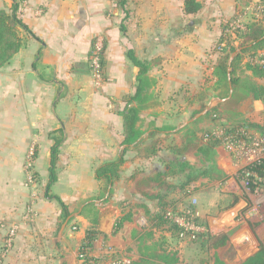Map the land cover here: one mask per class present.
Masks as SVG:
<instances>
[{
  "label": "crops",
  "instance_id": "crops-1",
  "mask_svg": "<svg viewBox=\"0 0 264 264\" xmlns=\"http://www.w3.org/2000/svg\"><path fill=\"white\" fill-rule=\"evenodd\" d=\"M16 1L17 17L30 33L20 30L23 46L0 68V264L137 261L146 236L160 233L171 239L150 222L162 211L159 196H164L166 211L182 212L186 208H179V201L190 202L187 212L205 221L211 235L226 232L231 213L243 203L219 207L226 190L242 198L235 188V160L220 147L212 148L223 177L213 203L205 205L199 187L210 188L217 179L201 177L182 190L183 174L175 166H203L193 148L178 151L189 134L204 141V132L221 123L206 116L223 102L216 97L215 76L223 54L215 47L233 22L252 21L264 0H196L200 8L192 14L185 13L184 0H125L123 8L117 0ZM11 5L12 0H0V10L9 12ZM97 47L95 69L89 61ZM129 55L148 66L137 127L145 136L154 129L166 133L148 139L140 152L127 150L118 178L104 195L95 171L121 156V112L137 106L128 99L136 91L140 68ZM244 64L236 71L252 76ZM253 80L264 86V74ZM248 99L263 120L264 101ZM56 140V180L48 187ZM154 140L157 151L145 158L142 150ZM242 222L234 232L239 247L261 240L259 231L257 239ZM88 232H93L91 241Z\"/></svg>",
  "mask_w": 264,
  "mask_h": 264
},
{
  "label": "trees",
  "instance_id": "trees-1",
  "mask_svg": "<svg viewBox=\"0 0 264 264\" xmlns=\"http://www.w3.org/2000/svg\"><path fill=\"white\" fill-rule=\"evenodd\" d=\"M117 4L119 7L123 8L125 5V0H117ZM184 11L186 14L196 13L200 6L196 2V0H184ZM19 9V3L16 0H12V5L9 12L4 10H0V68L5 66L10 59L16 54L19 49L23 46V39L20 36V30L25 31L26 33H30L27 27L22 24L21 20L17 17V12ZM225 38H222L215 47L217 51H219L223 56L218 62L215 69V76L218 79V92L216 97L223 102L219 103L215 108L211 109L206 113V116L218 113V109L222 108L226 105L232 104L234 101L236 102V89L239 87L243 96L241 99L246 97H251L255 101H264V86L258 85L256 82L250 81L249 79L241 80L239 76L236 75L237 65L240 63L242 56L244 54L253 55L257 51L264 50V22L256 23L255 21H249L245 25V31L237 34V40H240V44L238 47H234L230 45V36L226 34ZM223 44V45H222ZM222 45V46H221ZM228 50V51H227ZM238 50V51H237ZM232 55H234L232 57ZM133 64L140 68L139 75L137 77L138 85L136 87V91L132 97L128 99V104L130 102H135L136 107L127 106L122 112L121 116L123 118V142L122 146L124 147L121 151V156L116 162L107 163L95 171L96 179L103 182L102 190L104 195L107 193L109 186H112L113 182L118 178L119 172L121 170V166L124 162L123 155L127 150H135L141 151V147L146 143L148 139H153L157 134H165L166 129H154L148 136H145L143 132L137 127V123L139 121V104L145 98L144 94L148 89L146 83L145 74L147 73L148 66L144 63L138 61L132 55H129ZM249 69L252 71V76L259 77L263 76V71H261L257 67H250ZM230 86V87H229ZM231 90V92H230ZM230 97L228 98V96ZM215 118V117H214ZM245 121V120H244ZM240 123V125H244ZM189 137L186 140L183 148L179 150V154L183 153L188 148H193L197 154H199L202 158L203 166L197 168L195 166H190L187 163L176 164V171L179 174H183V178L178 182L180 189H185L191 182L196 181L197 179L204 178H213L219 179L223 177L221 171L217 169L213 162L212 157V148L216 145L215 141H199L195 135L189 134ZM60 144V140H56L54 146L51 149V161H50V180L48 183V187L53 184L56 180L55 173V164L58 156V147ZM157 146V140L152 141L149 145L145 146L142 150V155L145 158H149L155 154ZM264 169V164L259 168V172ZM172 173V170H169ZM160 176V175H159ZM111 192V190H110ZM103 195V197H104ZM110 193L107 198H102L101 202L105 203L109 199ZM159 205L162 209L161 213L152 216L150 222L153 223L154 227L160 228L164 231L169 232L171 238L175 239H185L188 237V233L182 231L179 226L170 220L167 217V204L164 201V196L157 197ZM234 202L227 206L226 209L233 208L240 200H245V198H239L238 196H233ZM60 203V202H59ZM60 207L62 209L63 216L67 215L66 207L60 203ZM191 210V208H187ZM187 209L182 212H177V214L185 219H191L190 213H187ZM191 212V211H189ZM176 213V212H175ZM194 218V217H193ZM194 221H197V218H194ZM164 224L166 226H164ZM164 226V227H163ZM168 227V228H167ZM200 235L196 240H192L191 242H195L202 240L204 243L209 244L210 250H216L227 242L226 233H219L216 235ZM93 232H88L87 240L91 241L93 238ZM204 239V241H203ZM190 241V240H189ZM89 242L87 243L88 246ZM175 261V260H174ZM144 258L140 257L137 261L130 262L128 264H145ZM215 264H225L218 258H215ZM241 264H264V244H260L258 250L247 259H245Z\"/></svg>",
  "mask_w": 264,
  "mask_h": 264
},
{
  "label": "rangeland",
  "instance_id": "rangeland-1",
  "mask_svg": "<svg viewBox=\"0 0 264 264\" xmlns=\"http://www.w3.org/2000/svg\"><path fill=\"white\" fill-rule=\"evenodd\" d=\"M237 34V32L236 34L234 33V36L232 34H229L230 45L234 47L241 43L240 40H237ZM248 56L251 55L249 53L244 54L242 56V59L240 60V63L244 62L246 68L250 70L249 66H252L249 64L250 62ZM89 62L91 65L93 63L92 59ZM236 75L239 76L241 80H245L246 78L253 82H255V80L253 79L257 77L248 76L245 74V71H236ZM236 94V102L234 101L232 104L220 108L218 113L213 116L215 118H220L221 123L217 122L211 131L204 132V135L208 134L207 139L203 135L206 140L209 139V141H215L216 146L220 147L223 152L226 153V155L232 157V161H236V159L233 158V156L235 155L222 145V141L211 137L213 132H233L239 129L241 127L240 123H243L242 121L245 120L243 126L246 128V130L250 132L264 133V119H260L261 116H259V114L255 111L251 100L248 99L250 97L241 99V97L243 96V92L239 87L236 89ZM257 109H261V106L257 105L256 110ZM196 127L198 126L195 125V128ZM234 179L236 180V183L238 185L236 186L235 184V188L237 187L239 196L245 198V200H243V203L240 204V206L236 207L231 213L229 222L227 223L228 226L223 224L224 226H226V232L225 230L223 232L227 235V242L224 244V246L216 250H210L209 244L206 243V241L203 243L202 240H199V242H191L187 239L180 238H171L166 240V238L160 233H157L155 236L148 235L143 240V244H141L142 246H140V248L137 250L140 257L144 258L146 262L145 264H215V258L220 259L225 264H241L251 254L257 251L259 245L264 244V188H259L257 190L251 188L247 189L245 185H242L243 183L242 180H240L239 170L236 172ZM219 184L221 185L220 178L217 179V183L210 188L207 187V184L200 185L199 188L204 191L201 199L202 204L204 203L205 205L208 204V202L213 203V200L215 199L214 194L220 192ZM226 191L227 192H224L222 195L220 194L219 207L224 206V208H227V206L234 202L233 194L231 193V191ZM207 193H210V196L206 195ZM190 205V202H184L182 200L179 201L178 204L179 208L182 209L190 208ZM187 210L190 211L189 209ZM241 221H243L242 223L245 224L255 236V232L259 231V234L262 237L261 240L256 236V238L258 239L256 244L254 243L250 245L248 242L247 247H239V242L235 239L234 232L235 227L239 226L241 224L239 222ZM197 222L198 224L204 225L206 228H209L205 221L200 222L198 220ZM166 225L164 224V226ZM210 229H207V233H205L206 236L211 234ZM163 231L164 230H162V232ZM178 243H181L180 247Z\"/></svg>",
  "mask_w": 264,
  "mask_h": 264
},
{
  "label": "built area",
  "instance_id": "built-area-1",
  "mask_svg": "<svg viewBox=\"0 0 264 264\" xmlns=\"http://www.w3.org/2000/svg\"><path fill=\"white\" fill-rule=\"evenodd\" d=\"M252 21L256 23L264 22V6L258 5L255 7V11L251 15ZM245 22L236 20L232 23L228 34L241 33L245 31ZM223 45V44H222ZM221 45V46H222ZM100 48L97 47L93 53L92 67L98 69L99 67V57L98 53ZM249 64L253 67L259 68L264 72V52L255 53L248 56ZM211 137L222 141V145L230 150L235 156L236 163L238 165L240 180H242V185H245L247 189H259L264 188V169L259 172V168L264 164V133L250 132L241 125V127L233 132H213ZM208 138V134L205 135ZM30 164H28V167ZM28 181L32 182V178L29 177ZM186 214H189L188 212ZM167 217L175 222L183 232L188 233V237L185 238L188 241L196 240L198 236L205 235L207 229L204 225L198 224L194 221V218L190 215L191 219H185L179 216L177 213L172 211H167ZM15 230L11 229L9 237L7 239V244L9 245ZM121 264H125L122 262ZM128 264V262H127Z\"/></svg>",
  "mask_w": 264,
  "mask_h": 264
}]
</instances>
